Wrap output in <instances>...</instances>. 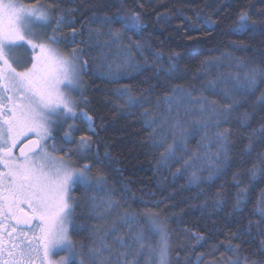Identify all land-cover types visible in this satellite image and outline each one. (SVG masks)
Here are the masks:
<instances>
[{"label":"trees","instance_id":"1","mask_svg":"<svg viewBox=\"0 0 264 264\" xmlns=\"http://www.w3.org/2000/svg\"><path fill=\"white\" fill-rule=\"evenodd\" d=\"M19 1L23 4L35 2ZM41 2L56 6L48 24L50 30L45 36L55 34L60 37L61 43L55 46L62 53L66 54L73 47L83 49L80 58L87 61V67L79 76L81 88L75 96L80 101L77 111L93 118L92 130L79 116L71 119L70 125H74L71 130L68 126L53 129V138L48 140L50 148L53 153L66 156L71 145L77 144L81 136L91 137L92 151L87 154L91 159L81 160L75 167L91 163L89 175L94 177L99 172L106 177L100 190L85 193L82 187L77 186L72 193L80 198L73 220L76 225L83 226L69 232L75 251H81L80 244L88 246L98 241L114 222H117V232L113 236L142 234L145 244L155 246L160 237L152 232V221L141 214L156 213V222L163 225L169 234L171 264H230L236 260L239 264H252L253 261L264 264V220L255 212L264 180L252 188L242 211L235 208L236 187L232 182L233 173L243 175L253 163L258 162L256 154L264 151V143L258 142L260 135L264 134L259 131L264 125V104L257 101L264 92V82H258V87L249 92L233 80L237 73L241 78L243 76L245 67L240 65L264 67V24L258 23L256 28L242 33L230 29L242 10L247 11L253 20L264 21V0ZM130 11L141 13L145 26L138 33L125 32L120 41L128 44L131 37V41H139L142 45L139 50L131 49L132 59L141 70L125 72L114 51L107 59L102 58L101 52L108 49L96 45L94 36L89 40V29L100 27L99 21H91L93 16H112L117 12L127 14ZM57 15L65 17L64 23L58 27ZM119 26L112 25L114 28ZM73 28L79 33L74 40L69 35ZM101 31L106 32L107 26ZM105 38L100 37L101 41ZM173 54H177L171 61L175 71L169 75L165 70L169 68V57ZM110 62L114 67L121 63L119 79L107 75ZM212 80L219 81L215 90H205L207 82ZM178 85L189 90L193 97L202 94L209 101H216L217 107L229 103L223 94L224 89H236L233 95L240 100V106L231 113L227 123L220 125L221 130L228 129L231 133L228 137L230 166L213 179H205L212 171L211 159L197 158L191 161V167H183L193 151H199L201 157L204 153L211 157L216 151L214 143L197 149L198 133L188 137V152L181 154L177 149V157L182 155V158L173 157L164 165L158 163L160 153L172 142V135L167 125L164 132L157 131L155 135L153 129H158L166 116L170 122L174 120L176 109L173 108L171 115L167 112L164 96L171 94L172 88ZM122 86H127L130 95L140 98L141 102L134 107H126V97L115 91ZM145 110L147 116L143 114ZM244 112L250 113L247 126H241L240 117ZM180 115L183 118V106ZM149 117H157L156 123L149 126ZM253 129L258 131L253 134ZM66 131H70L72 141L65 139ZM165 132L168 133L166 139ZM157 140H163V145L154 143ZM250 142L253 144L252 154L248 155L246 146ZM177 169H180L179 173ZM194 170L201 177L199 183L189 179ZM88 197H95L97 204L108 199L114 204L111 208H103L102 215L97 217L96 213L101 209L93 210ZM126 211L137 215V221L131 222V233L128 232V224L118 223L120 214ZM201 235L204 239L197 242L194 237ZM147 253L146 248L139 264L148 260ZM76 264H79V257Z\"/></svg>","mask_w":264,"mask_h":264},{"label":"snow or ice","instance_id":"2","mask_svg":"<svg viewBox=\"0 0 264 264\" xmlns=\"http://www.w3.org/2000/svg\"><path fill=\"white\" fill-rule=\"evenodd\" d=\"M55 11L54 4H44L41 0H35L32 4H23L19 0H0V264H76L77 257L79 264H139V258L146 248L149 258L145 264H171L169 234L163 225L156 222V213L141 214L152 221V232L160 234L155 246L145 244L142 234H133L131 237L113 236L117 232V222H114L98 241H93L88 246L80 244L81 251H75L76 246L69 232L80 230L83 226L74 223V212L80 198L72 193L77 186L82 187L85 193L100 190L106 177L99 172L94 177L89 175L91 163L74 167L69 158L72 150L66 156L56 157L45 147L47 141L53 138V125L60 118L74 120L79 116L88 124L89 130L93 128V118L83 111H77L80 101L73 96L80 85L79 73L87 67V61L80 58L83 49L73 47L66 54L62 53L55 47L61 43V38L55 34L37 42L39 37L34 29L47 27ZM64 21L63 15L56 16L57 27ZM91 21L100 22V27L89 29V40L94 36L96 45L101 49H108L107 52H101L102 58L107 59L114 51L125 72L129 69L141 70L131 54L133 47L141 49L140 42H133L129 37L128 44L120 43L125 32L138 33L144 28L141 13L117 12L112 16H93ZM258 23L264 24V21L253 20L247 11L242 10L230 29L235 33H242L256 28ZM113 24L120 26L114 28ZM105 26L107 31L102 32L101 28ZM78 34V30L73 28L69 35L74 40ZM101 36L106 38L101 41ZM24 46H29L34 55L31 57V66L18 71L21 59L15 54V50ZM176 55L169 57V68L165 70L169 75L175 71V65L171 61ZM157 58L159 59V54ZM240 66L245 67V71L242 78L240 73L235 74L234 83L253 92L258 87V82H264V67ZM120 71L121 63H116L115 67L111 62L108 64L107 75L112 79H119ZM218 82L208 81L205 90L214 91ZM115 91L126 97V107H134L141 102L140 98L130 95L127 86ZM235 91V88L224 89L223 94L229 103L217 107L216 101H209L202 94L193 97L183 86H174L171 94L164 96V101L170 115L173 108L176 109L175 118L170 122L166 116L160 127L153 129L155 135L157 131L164 132V126L167 125L172 135V142L160 153L158 163L164 165L177 157V149H180L181 154L188 152V137L198 133L200 140L197 149L214 143L217 145L216 151L211 157L208 153L201 157L199 151H193L183 167H191V161L197 158L211 159L212 171L205 178L210 180L230 166L228 137L231 133L228 129L221 130L220 125L227 123L231 113L240 106V100L233 95ZM257 101L264 104V92L257 97ZM182 106L183 118L180 115ZM143 114L148 115L146 110ZM249 118L250 113H242L241 126H247ZM156 119L157 117H149V126L155 124ZM68 127L71 130L74 125ZM257 131L253 129V134ZM259 131L264 133V125ZM167 134L164 133L165 139ZM30 136L34 138L29 139ZM64 137H70V131H66ZM25 140L27 143H24ZM258 142L264 143V134L260 135ZM154 143L162 146L163 140ZM91 144V137L81 136L75 151L86 159H91L87 156L92 151ZM252 147L251 142L246 146L248 155L252 154ZM15 148L20 149L18 155L14 152ZM256 156L258 162L253 163L243 175L233 173L232 182L236 187L234 204L240 211L247 204L255 184L264 180V151L258 152ZM177 158H182V155ZM179 172L180 169H177V173ZM189 179L199 183L201 177L194 170ZM87 199L93 210L101 209L96 213L97 217L102 215L103 208H111L114 204L111 199L101 200L99 204L95 202V197ZM219 203L218 200L217 204ZM255 212L264 220V189L257 198ZM133 221H137V215L126 211L120 214L118 223L128 224V232L131 233ZM194 239L199 242L204 237L195 236ZM61 251L66 255L59 260L53 259ZM230 264H239V260L231 261ZM252 264L257 262L253 261Z\"/></svg>","mask_w":264,"mask_h":264},{"label":"rangeland","instance_id":"3","mask_svg":"<svg viewBox=\"0 0 264 264\" xmlns=\"http://www.w3.org/2000/svg\"><path fill=\"white\" fill-rule=\"evenodd\" d=\"M20 2V1H19ZM21 3V2H20ZM50 30V27L49 25H47V27H37L36 29H34L37 37H39V39L37 40V42H40V40H43L46 36V32ZM31 38V37H30ZM56 47V46H55ZM38 51V50H37ZM15 54L18 55L21 59V64L19 66H17V70L18 71H22L24 67H30L31 66V57L34 55V53L31 51L30 47L29 46H24V47H20L18 49L15 50ZM15 66V65H14ZM81 73V72H80ZM80 73H79V76H80ZM80 86L78 88V90L76 92L73 93V96L75 97L76 94L79 93V90H80ZM71 123V119H67V120H64L63 118H60L57 120V123L55 125H53V129L57 130V129H60L62 128L63 126H69ZM30 137H33V136H30ZM29 137V138H30ZM66 139V138H65ZM68 141H72L70 137L67 138ZM46 149L47 151L50 153V143L49 141H47V144H46ZM77 147V144L74 143L73 145H71V147L69 148V150H72V154L71 156L69 157L72 161H73V166L75 167L76 164L78 162H80L81 160H85L86 158L84 156H82L79 152H76L75 149ZM69 152V151H68ZM67 152V153H68ZM66 153V155H67ZM51 154V153H50ZM52 155V154H51ZM53 156H56V157H61L60 155L58 154H55ZM159 237H160V234L158 233ZM66 253L61 251V252H58L56 255H55V258L56 260H59V258L61 256H65ZM57 256V257H56Z\"/></svg>","mask_w":264,"mask_h":264},{"label":"flooded vegetation","instance_id":"4","mask_svg":"<svg viewBox=\"0 0 264 264\" xmlns=\"http://www.w3.org/2000/svg\"><path fill=\"white\" fill-rule=\"evenodd\" d=\"M34 137V136H33ZM30 138H32V137H30ZM26 141V140H25ZM17 150H18V148H15L14 149V152L17 154ZM51 150V149H50ZM50 153L52 154V155H54V153H53V151L51 150L50 151ZM25 230H27V229H25ZM5 238H6V234H5ZM57 257V256H56ZM55 258V256L53 257V259Z\"/></svg>","mask_w":264,"mask_h":264},{"label":"water","instance_id":"5","mask_svg":"<svg viewBox=\"0 0 264 264\" xmlns=\"http://www.w3.org/2000/svg\"><path fill=\"white\" fill-rule=\"evenodd\" d=\"M34 137H32V138H29V139H33ZM24 143H27V140L26 141H24ZM22 146V145H21ZM19 151H20V149L18 148V150H17V155L19 154Z\"/></svg>","mask_w":264,"mask_h":264}]
</instances>
